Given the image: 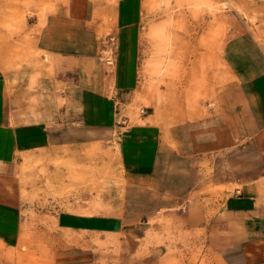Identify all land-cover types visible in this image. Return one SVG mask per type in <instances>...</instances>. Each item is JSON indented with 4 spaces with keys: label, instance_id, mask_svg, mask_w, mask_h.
<instances>
[{
    "label": "crops",
    "instance_id": "crops-1",
    "mask_svg": "<svg viewBox=\"0 0 264 264\" xmlns=\"http://www.w3.org/2000/svg\"><path fill=\"white\" fill-rule=\"evenodd\" d=\"M24 5L0 0V32L20 30L22 39L30 31L35 51L9 56L8 38L0 52V176L13 175L28 158L86 160L90 154L80 148L112 143L124 183L120 206L109 201L103 214L61 210L60 230L133 234L163 215L224 264H264L261 45L244 35L230 38L222 87L218 52L202 89H186L188 77L174 92L165 89L181 98L178 108L165 98L164 111L180 114L163 121L152 106L136 110L149 95L141 74L150 45L142 0H53L46 15L26 14L13 24ZM192 91L189 105L183 95ZM55 161L53 172L69 174ZM70 198L68 206H85ZM15 206L0 199L4 241L17 237ZM89 249L59 248L51 264H95Z\"/></svg>",
    "mask_w": 264,
    "mask_h": 264
},
{
    "label": "rangeland",
    "instance_id": "rangeland-1",
    "mask_svg": "<svg viewBox=\"0 0 264 264\" xmlns=\"http://www.w3.org/2000/svg\"><path fill=\"white\" fill-rule=\"evenodd\" d=\"M142 1L143 21L150 25L145 31L150 45L144 48V54L148 53L149 58L144 61L141 74H147L149 95L138 105L137 111L152 106L163 121L164 116L174 118L175 114L179 115L178 110L164 111L166 97L168 103L173 98V108L179 107L181 98L179 94L166 96L165 89L174 92L184 77H188L186 89L192 90L196 85L202 89L211 60L218 52L222 87L228 76L223 49L230 38L248 36L255 39L264 52V0ZM23 3L22 8H17V16L10 20L13 24L24 21L26 14L46 15L52 9L53 0H39L38 7L34 5L35 0H23ZM19 35L20 30L1 31L0 52L4 50V40L10 38L12 43L6 49L7 55L19 58L21 54H27L30 58L35 54L31 32L22 39ZM194 92L184 94L183 101L192 104L196 97ZM80 149L89 152L90 158L77 157L69 161L28 158L22 166L18 165L13 175L0 176V199L16 204L21 216L16 224L17 237L12 241L0 239V264H51L59 248L76 245L90 248L89 251L95 253V264H224L222 259L208 253L203 243L187 237L179 222L170 217L165 219L163 215L148 224H141L133 234L60 230L55 215L61 210L101 211L103 214L109 201L115 207L120 206L124 192L112 143ZM98 152L103 153L102 159ZM54 161L61 168L65 167L69 174L53 172ZM205 193L211 195V192ZM223 193L221 191V197ZM69 196L75 203L85 206H68Z\"/></svg>",
    "mask_w": 264,
    "mask_h": 264
}]
</instances>
